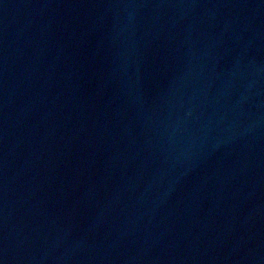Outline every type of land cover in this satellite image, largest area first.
Segmentation results:
<instances>
[{
  "label": "water",
  "instance_id": "water-1",
  "mask_svg": "<svg viewBox=\"0 0 264 264\" xmlns=\"http://www.w3.org/2000/svg\"><path fill=\"white\" fill-rule=\"evenodd\" d=\"M3 264H264V0H0Z\"/></svg>",
  "mask_w": 264,
  "mask_h": 264
},
{
  "label": "snow or ice",
  "instance_id": "snow-or-ice-1",
  "mask_svg": "<svg viewBox=\"0 0 264 264\" xmlns=\"http://www.w3.org/2000/svg\"><path fill=\"white\" fill-rule=\"evenodd\" d=\"M0 264H3V261L2 260H0Z\"/></svg>",
  "mask_w": 264,
  "mask_h": 264
}]
</instances>
